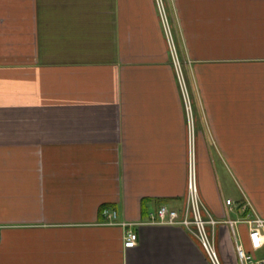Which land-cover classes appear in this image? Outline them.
Wrapping results in <instances>:
<instances>
[{
  "label": "crops",
  "instance_id": "obj_1",
  "mask_svg": "<svg viewBox=\"0 0 264 264\" xmlns=\"http://www.w3.org/2000/svg\"><path fill=\"white\" fill-rule=\"evenodd\" d=\"M162 4L190 108L158 0H0V264H212L152 221L185 214L191 152L240 264L227 219L264 217V0Z\"/></svg>",
  "mask_w": 264,
  "mask_h": 264
},
{
  "label": "built area",
  "instance_id": "obj_2",
  "mask_svg": "<svg viewBox=\"0 0 264 264\" xmlns=\"http://www.w3.org/2000/svg\"><path fill=\"white\" fill-rule=\"evenodd\" d=\"M159 8L161 11L165 30L170 42V49L173 57V62L176 66L179 74L183 94L186 97V105L190 108L188 102V89L185 83L184 73L182 69L181 60L179 59L177 48L174 41L173 31L170 26L169 18L165 7L162 4V0H158ZM187 210L184 215H181L177 210L170 208L167 204H161L156 213L152 216L153 222L168 223V224H182L190 228L194 234L199 238L201 244L206 251L212 264H223L218 250L215 245L213 235L211 233V227H214L221 220L215 218L211 214L204 213V206L199 192L198 177L195 165V159L193 152L190 153L189 158V170H188V181H187ZM231 198L226 199V204L229 206L233 205ZM107 215L116 216L117 212H109L107 209L104 210ZM232 226L236 223L246 224L248 228V241L249 249L244 245V242L237 241L236 250L240 264H264V255L258 256L256 253L264 248V217L261 215L246 216L237 220L231 218L227 219ZM112 223H114L112 221ZM139 235L138 232L131 229L128 231L125 239L126 247H134L137 244Z\"/></svg>",
  "mask_w": 264,
  "mask_h": 264
},
{
  "label": "rangeland",
  "instance_id": "obj_3",
  "mask_svg": "<svg viewBox=\"0 0 264 264\" xmlns=\"http://www.w3.org/2000/svg\"><path fill=\"white\" fill-rule=\"evenodd\" d=\"M167 15H168V14H167ZM168 18H169L170 25H171V27H172L171 19H170V17H168ZM242 241L244 242L245 247H246L247 249H249L250 247H249V241H248V239H245V238L243 237V240H242ZM256 255H258V256H262V255H264V248H263L261 251H259L258 253H256Z\"/></svg>",
  "mask_w": 264,
  "mask_h": 264
}]
</instances>
